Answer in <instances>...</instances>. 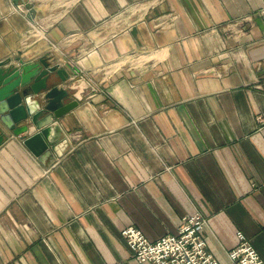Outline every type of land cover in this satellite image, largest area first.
Wrapping results in <instances>:
<instances>
[{"label": "crops", "instance_id": "0c3cea01", "mask_svg": "<svg viewBox=\"0 0 264 264\" xmlns=\"http://www.w3.org/2000/svg\"><path fill=\"white\" fill-rule=\"evenodd\" d=\"M58 1L0 0V62L47 57L77 102L50 123L61 156L1 126L0 264H151L121 231L155 241L196 211L220 264L237 232L264 261L262 0ZM22 4L47 28L29 47Z\"/></svg>", "mask_w": 264, "mask_h": 264}, {"label": "water", "instance_id": "95a60500", "mask_svg": "<svg viewBox=\"0 0 264 264\" xmlns=\"http://www.w3.org/2000/svg\"><path fill=\"white\" fill-rule=\"evenodd\" d=\"M58 79L67 83L69 74L66 70L52 65L47 57H41L32 62L19 61V65L0 62V146L8 137L1 126H4L13 136L20 137L22 144L42 162L53 155L61 156L58 150L61 142H55L53 128L50 123L62 118L75 108L77 102L63 104L70 99L67 90L57 88ZM45 92L46 104L35 99L36 95ZM26 97L39 106L40 111L35 115L29 114ZM48 114L47 120H41L42 114ZM7 117L11 118V126ZM31 126L37 131L30 132ZM67 144L65 139L61 140Z\"/></svg>", "mask_w": 264, "mask_h": 264}, {"label": "built area", "instance_id": "2783aa9c", "mask_svg": "<svg viewBox=\"0 0 264 264\" xmlns=\"http://www.w3.org/2000/svg\"><path fill=\"white\" fill-rule=\"evenodd\" d=\"M39 1V0H37ZM15 10L29 23L22 44L25 47L46 38L47 28L34 13L33 7L17 5ZM261 14L264 17V0ZM35 14V13H34ZM207 219L198 211L183 217L176 234H167L155 241L149 240L144 233L130 226L121 231L131 257L140 263L151 264H220L208 251L204 231ZM238 244L228 252V264H264L258 251L243 232H237Z\"/></svg>", "mask_w": 264, "mask_h": 264}, {"label": "clouds", "instance_id": "9594fccd", "mask_svg": "<svg viewBox=\"0 0 264 264\" xmlns=\"http://www.w3.org/2000/svg\"><path fill=\"white\" fill-rule=\"evenodd\" d=\"M24 103L27 105V109L29 111V114L35 115L37 112L40 111L39 106L32 100L31 97H26L24 100ZM7 120L9 122V126H11V118L7 117Z\"/></svg>", "mask_w": 264, "mask_h": 264}, {"label": "rangeland", "instance_id": "374dc122", "mask_svg": "<svg viewBox=\"0 0 264 264\" xmlns=\"http://www.w3.org/2000/svg\"><path fill=\"white\" fill-rule=\"evenodd\" d=\"M73 1H75V0H59L58 3H60V5L59 6L57 5L56 8H59L60 10H62L64 8H66L67 6H69L71 4V2H73ZM61 2H63L64 5L61 6V4H62Z\"/></svg>", "mask_w": 264, "mask_h": 264}]
</instances>
